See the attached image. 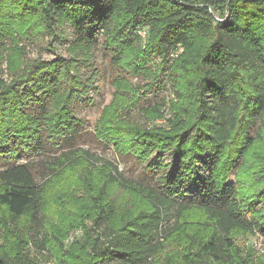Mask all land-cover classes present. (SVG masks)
I'll list each match as a JSON object with an SVG mask.
<instances>
[{
    "label": "trees",
    "instance_id": "obj_1",
    "mask_svg": "<svg viewBox=\"0 0 264 264\" xmlns=\"http://www.w3.org/2000/svg\"><path fill=\"white\" fill-rule=\"evenodd\" d=\"M215 11H222L221 16L215 17ZM254 11L264 13V0H0V51L5 48L7 37L28 36L36 22L52 34L60 21L78 18L112 41L104 49L114 54L117 63L127 58L143 67L149 54L155 53L164 61L174 58L184 65L196 61L199 68L192 121L199 127L198 133L193 137L182 124L171 128V133L159 135L160 153L173 147L169 170L154 186L123 178L117 166L112 165L109 173L110 180L145 196L151 209L140 211L123 225L111 226L116 207L105 202L106 181L91 195L95 211L91 227L86 228L84 238L64 251L61 239L67 234L44 231V192L49 181H37L31 160L18 159L44 152L48 148L46 142L56 144L63 137L78 133L80 120L72 108L76 95L73 87L66 90L54 86L61 80V69L57 79L50 78L40 84L35 69L38 61L21 68L23 51L12 49L7 57L8 76L12 80L8 82L0 76V158L3 159L0 206L7 210L2 223L8 233L4 240L9 243L0 249V264H35L25 253L24 246L30 240L41 249H46L52 240L59 241L62 255L76 259L83 253L87 264H110L112 260L116 264H152L165 242L176 232L185 230L182 219L192 209L203 212L208 234L187 233L189 244L181 260L168 257L161 264H258L250 258V252L240 253L233 233L237 230L264 233V213L258 218L253 205L241 200L237 184L221 173L226 170L223 166L228 160L232 167H240L241 161L238 159L235 164L234 153L230 156L228 149L238 125L246 122L248 130L249 126L258 124L253 137L247 131L238 146L237 158L255 143L264 128V37L255 25L258 17ZM15 17L28 19L15 24ZM78 21L75 39L93 42V37L89 39L84 34L85 29ZM138 30H146L147 35L142 37ZM35 31L39 32L38 27ZM206 36L211 41L202 46L200 37ZM178 45L183 50L175 55ZM59 64V61L51 62L48 65L51 72ZM61 68L68 74L71 64L69 67L62 63ZM244 79L249 90L243 87ZM31 83V88L39 86V95L29 92L31 89L26 86ZM43 96L48 102L40 107V113L29 109L33 101L43 103ZM148 110L161 114L160 107ZM150 134L153 133L146 132L141 137L145 145L149 144ZM80 154L88 160L101 161L88 150L75 148L57 152L44 161V166L54 176L74 164ZM153 164L151 160L149 167ZM263 190L264 186L261 194ZM24 222L28 226L27 235L22 232ZM66 263L75 262L66 259Z\"/></svg>",
    "mask_w": 264,
    "mask_h": 264
},
{
    "label": "rangeland",
    "instance_id": "obj_2",
    "mask_svg": "<svg viewBox=\"0 0 264 264\" xmlns=\"http://www.w3.org/2000/svg\"><path fill=\"white\" fill-rule=\"evenodd\" d=\"M6 9L8 12L11 11L8 7ZM221 12L215 11V17H220ZM254 15L258 17L255 19V25L264 37V13L254 11ZM17 18L13 19L15 24L20 20L25 23L28 19ZM77 21L78 18L60 21L58 29L54 28L52 34L46 33L44 25L36 22L37 25H31L29 31L32 33L28 36L22 35L16 39L7 37L5 48L0 51V57H3L0 59V76L6 81L12 80L8 76L7 57L12 49H21L23 51V62L19 61L21 68L38 61L35 69L36 80L40 84H44L50 78L57 79L61 69L63 72L61 80L54 86L66 90L74 88L76 99L72 108L75 117L80 120L78 133L65 139L63 137L56 141V144L46 142L48 148L44 152L41 151L42 153L39 152L40 154H34L32 157L21 156L18 159L20 162L31 160L37 181L45 183L48 179L44 192L43 210L46 215L44 231L56 235L66 233L67 236L61 239L64 251L71 248L76 240L84 238L86 228L91 227V217L95 215L91 195L95 194L106 181L108 186L105 202L116 207V215L110 222L111 226L123 225L125 220L138 215L140 211L151 209L150 202L139 191L123 187L109 179L112 165L117 166L123 178L135 180L145 186H154L159 177L169 170L173 152L171 149L173 147L165 148L162 153L157 150V144L161 142L159 135L171 133L173 132L171 128H178L182 124L187 126L193 137L199 131V127L192 122L197 105L194 98L199 73L196 61L184 65L174 58L164 61L162 57L151 53L143 67L136 66L135 60L127 58L117 63L113 60L114 54L104 49L105 45L112 41L101 31L94 32L91 24L83 23V20L78 21L85 29L84 34L89 39L93 37V42L85 43L75 39ZM37 27L39 32L35 31ZM138 32L142 37L147 35L146 32L145 34L140 30ZM146 39L143 40V44L146 43ZM200 40L201 45L205 46L210 43L211 37H200ZM14 54L15 51L13 53L15 57ZM55 61L61 64L56 65L51 72L48 65ZM62 63L69 67L71 64L68 74L61 68ZM40 65L42 67L38 69ZM242 83L246 90L250 89L246 79ZM31 85L32 83L26 86L28 90L31 89L29 92L39 95V86L31 88ZM42 100L45 104L36 100L29 109L40 113V107L48 102L44 96ZM154 107H160V115L148 110ZM245 123L238 125L229 143L230 148L228 146L230 156L234 153L235 164L238 159L241 161L240 167H232L231 161L228 160L223 166L226 170L221 173L226 175L228 181L237 184L241 200L246 205H253L255 215L261 218L264 213V190L262 194L260 193L264 186V128L255 143L243 156L237 158L236 153L247 131L248 135L253 137L257 130L258 124L249 126L247 130ZM146 132L153 133L150 134V138V135H147L148 145L141 140ZM75 148L88 150L94 157L101 158V161L88 160L80 154L74 164L51 176L44 166V161L52 158L57 152ZM151 160L154 164L149 167ZM158 163L159 168H156ZM2 166L3 159L0 158V171ZM2 190L0 183V192ZM6 216L7 210L0 206V249L9 244L4 240L8 233L2 223ZM182 223L185 230L176 232L165 242L164 248L152 259V264H161L168 257L181 260L183 251L189 244L187 233L204 236L209 232L205 230V216L198 209L187 211ZM24 224L26 225L25 222ZM24 224L22 232L27 235L28 226ZM76 230L81 232L70 238ZM233 241L242 255L250 252V258L255 263L264 264L263 232L251 234L237 230L233 233ZM24 248L25 253L35 264H67L66 259L75 262L74 264H87V256L83 253L76 259L62 255L59 241L52 240L46 249H41L30 240ZM116 263L112 260L110 264Z\"/></svg>",
    "mask_w": 264,
    "mask_h": 264
},
{
    "label": "built area",
    "instance_id": "obj_3",
    "mask_svg": "<svg viewBox=\"0 0 264 264\" xmlns=\"http://www.w3.org/2000/svg\"><path fill=\"white\" fill-rule=\"evenodd\" d=\"M141 32H144V34H145L146 31L144 30V31H141ZM178 47H180V48H179V50L175 53V55H177L178 52H182V50H183V49L181 48L180 45H178ZM178 47H177V48H178ZM80 232H81L80 230H76V231L71 235L70 238H73V236L75 235V233H76V234H79Z\"/></svg>",
    "mask_w": 264,
    "mask_h": 264
}]
</instances>
